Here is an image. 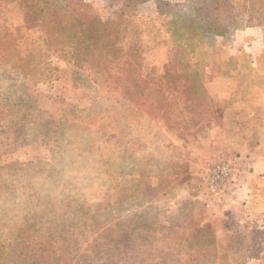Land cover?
Returning <instances> with one entry per match:
<instances>
[{
  "label": "rangeland",
  "instance_id": "rangeland-1",
  "mask_svg": "<svg viewBox=\"0 0 264 264\" xmlns=\"http://www.w3.org/2000/svg\"><path fill=\"white\" fill-rule=\"evenodd\" d=\"M88 1L104 20L115 19L116 0ZM132 12L127 35L141 47L142 71L121 77L114 64L104 73L107 87H100L81 68L44 49L17 3L0 0V264H103L106 257L94 259L105 256L117 238L121 253L137 255L135 264H146L148 254L156 256L152 263L165 264L171 253L167 264L211 263L196 258L189 263L170 248L188 233L183 229L188 218L181 227L177 217L167 218L183 213L196 185L201 205L194 210L213 219L203 191L210 167L219 161L210 141L213 124H222L215 110L220 102L212 99L214 113L197 119L191 96L177 100L165 90L163 82L175 89L184 82H177L178 75L175 84L161 80L154 69L156 50L167 62L160 22L169 17H159L155 0ZM246 17L240 15L225 36L209 39L212 56L224 58ZM261 41L264 47V32ZM175 58L180 62L178 53ZM171 65L178 74L180 66ZM197 120L202 128L192 124ZM233 216L226 263L264 264V206L250 205ZM117 220L122 224L107 230ZM144 221L150 228L142 227Z\"/></svg>",
  "mask_w": 264,
  "mask_h": 264
},
{
  "label": "trees",
  "instance_id": "trees-1",
  "mask_svg": "<svg viewBox=\"0 0 264 264\" xmlns=\"http://www.w3.org/2000/svg\"><path fill=\"white\" fill-rule=\"evenodd\" d=\"M5 1L15 2L25 11L26 28L40 33L45 50L81 68L98 86L107 87L109 75L104 73L114 64L119 66L121 77L133 76L136 72L142 71L139 66L141 47H137L138 41L134 40V36H128L127 31L136 15V12H132V8L147 0H116L119 9L115 11V19L109 20H104L96 5L88 0ZM155 1L159 17H169L167 22H160V28H163L162 32L167 39L161 46L167 49L168 58L163 66H154V69L159 72L158 78L170 79L173 83L175 78L173 75H178L177 82L184 81L176 89L164 82L162 84H165V90H172L169 92L175 99L178 98L177 100H181L182 96H191L195 102L193 110L197 119L204 114L213 113L211 111L212 97L207 90V83L215 77L227 75L231 67L230 61L212 56L215 55L213 52L215 49L209 39L212 36H225L240 15L247 16V25L263 26L264 0ZM177 53L180 62L175 58ZM171 61L180 66L178 74L173 73ZM18 72L22 73L21 70ZM188 90L190 92L186 93ZM169 106L171 105L168 103ZM191 122L198 128L203 127L200 120ZM187 186H191L190 183ZM177 187H171L170 190L173 192ZM194 187L197 190L189 193L182 206L183 213L180 216L171 214L167 218L177 217L179 227L182 226L184 216L188 218L183 227L188 233L175 244L170 245V248L177 250L178 254L183 253L189 263H193L192 260L196 258L197 262L206 259L205 262L210 261V264H227L231 257L234 237L231 231L234 224L232 221L227 222L225 224L227 237L218 238L219 230L210 215L202 210L200 212L194 210L201 205L196 199L200 187L196 185ZM155 191L159 193L161 190L155 189ZM168 192L166 190L161 197H165ZM161 197L158 196L152 205L156 204L155 206L159 207ZM174 197V194L168 195L167 199ZM135 214L128 218H133ZM155 214L156 218L161 219L158 211ZM153 215V213L146 215V219ZM133 220H129L130 223ZM121 224L122 221L117 220L107 230L118 228ZM150 226L146 221L142 225L144 229ZM130 229L137 232L138 226L130 225ZM182 232L185 234V230ZM181 242L182 246H180ZM174 255L175 253L168 254L162 261L167 264ZM136 256V254L127 256L121 253L117 238L110 243L105 256H99L94 261L106 257L103 264H135ZM155 257V254H148L146 264H156L152 263ZM16 264H34V262L28 263L21 260Z\"/></svg>",
  "mask_w": 264,
  "mask_h": 264
},
{
  "label": "crops",
  "instance_id": "crops-1",
  "mask_svg": "<svg viewBox=\"0 0 264 264\" xmlns=\"http://www.w3.org/2000/svg\"><path fill=\"white\" fill-rule=\"evenodd\" d=\"M246 22L237 28L236 39L224 54L223 59L234 61L230 72L207 83L214 102H220L221 107L215 105V110L222 119V124H213L210 147L214 157L233 165V177L222 203L208 209L218 224V238L227 237L225 224L234 222L236 210L254 204L257 208L264 206V27ZM159 54L156 50L155 64L161 67L165 60L159 59Z\"/></svg>",
  "mask_w": 264,
  "mask_h": 264
},
{
  "label": "built area",
  "instance_id": "built-area-1",
  "mask_svg": "<svg viewBox=\"0 0 264 264\" xmlns=\"http://www.w3.org/2000/svg\"><path fill=\"white\" fill-rule=\"evenodd\" d=\"M233 177V165L228 160L220 159L209 169L207 187L204 189L206 205L222 203L229 182Z\"/></svg>",
  "mask_w": 264,
  "mask_h": 264
}]
</instances>
